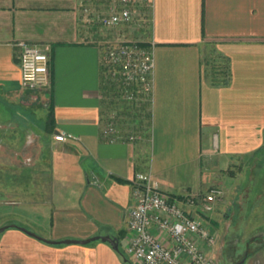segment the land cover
Listing matches in <instances>:
<instances>
[{
  "label": "crops",
  "instance_id": "0c3cea01",
  "mask_svg": "<svg viewBox=\"0 0 264 264\" xmlns=\"http://www.w3.org/2000/svg\"><path fill=\"white\" fill-rule=\"evenodd\" d=\"M84 5L0 0V135L29 132L18 152L0 136V151L41 181L34 200L13 191L29 213L2 223L0 264H127L119 245L136 174H150L169 199L198 198L231 186L228 172L254 168L264 153V0H149L146 35L134 40L151 47L149 123L141 138L127 141L130 128L116 142L104 134V41ZM21 41L50 48L44 90L21 87ZM12 109L20 125L7 116ZM58 133L71 138L57 142ZM11 226L54 242L110 236L118 251L99 240L50 245ZM254 259L242 263L264 264V249Z\"/></svg>",
  "mask_w": 264,
  "mask_h": 264
},
{
  "label": "built area",
  "instance_id": "2783aa9c",
  "mask_svg": "<svg viewBox=\"0 0 264 264\" xmlns=\"http://www.w3.org/2000/svg\"><path fill=\"white\" fill-rule=\"evenodd\" d=\"M103 12L84 8L86 22L97 24L104 30L126 26L131 8L143 0H108ZM20 51L21 87L41 91L50 84V48L18 42ZM106 79L120 88L118 99L134 103L138 98L149 100L150 73L153 67L151 47L137 42H103ZM112 116L105 125L104 134L110 142L123 139ZM70 135H54L57 142H65ZM125 139V138H124ZM132 141V136L126 137ZM219 187H210L203 196H183L169 199L163 194L150 174H136L132 180V206L127 212L124 254L132 264H214L209 254L215 245L200 217L212 212L214 204L222 198Z\"/></svg>",
  "mask_w": 264,
  "mask_h": 264
},
{
  "label": "rangeland",
  "instance_id": "374dc122",
  "mask_svg": "<svg viewBox=\"0 0 264 264\" xmlns=\"http://www.w3.org/2000/svg\"><path fill=\"white\" fill-rule=\"evenodd\" d=\"M108 2V0H85L84 8H89L92 12H103ZM130 10L131 18L129 23L116 30H104L97 24L89 25L94 26L98 30L99 37L104 42L115 43L128 41L129 39L133 41L140 39L146 35L148 13L141 3H138ZM145 102L142 97L134 101L137 104L138 112L136 114L139 121L142 117L139 107ZM35 113L39 114V112ZM32 114L29 111L25 115L26 117H31ZM43 114H46V110H43ZM16 115L15 109L7 113L8 117H14L13 123L15 125H20L18 118L15 117ZM122 120L123 118L121 117H113V121L120 132V127L125 128ZM136 124L127 123V126L130 125L134 129L131 135L133 140L139 139L144 135L145 121L141 120L139 123V125H142L141 128L136 127L135 129L134 125ZM123 131L127 132L126 129H123ZM28 133L26 130H20L16 131L15 137L0 136L4 143L10 144V148L17 151L20 146L29 141L27 138ZM31 149L27 148L22 152L23 162L28 163ZM45 151L42 149L41 160L47 162L48 157L46 155H48V152L47 150ZM1 152V161L3 162L0 161V229L2 223L9 220L14 223L15 221L12 220L14 215L29 213L28 204L19 205L13 203L15 201L13 200V191L19 192L22 197L28 200H34L36 198L34 195L36 184L41 182L34 179L35 173L28 166L23 167L12 165V163H4V161L10 160L9 157L12 156ZM42 177L44 178V176ZM228 177L232 180L231 186L227 187L225 184L214 186L222 190V198L214 204L212 212L204 217L202 216L204 223L210 228H208L210 233L215 237L214 250L209 254L214 264H246L242 263L245 260V262H254V257L258 251L264 249V153L259 157V165L247 170L234 169L228 172ZM24 227L28 229V226ZM122 245L123 242L120 240L119 250L128 264L130 260L123 253ZM219 246H221L220 256L217 258L215 251Z\"/></svg>",
  "mask_w": 264,
  "mask_h": 264
},
{
  "label": "trees",
  "instance_id": "16d2710c",
  "mask_svg": "<svg viewBox=\"0 0 264 264\" xmlns=\"http://www.w3.org/2000/svg\"><path fill=\"white\" fill-rule=\"evenodd\" d=\"M142 6L146 9V12L148 13L149 11V0H143L142 2ZM139 46L144 47L146 46L144 43H137ZM222 70H225V67L222 68ZM102 72H104L102 79H103V84H104V90H105V94L108 96L109 101H108V106H107V118H106V122L110 121L111 117L114 116L116 117H121L123 118V125H125V128L120 127L121 130L123 129H130V125L127 126V123H132V124H136L134 125L135 129L137 128H141L142 125H139V123L141 122V120L145 121V129L143 131L146 130V127L148 126L149 123V118H150V113H149V101L148 99H145V103L141 104V106L139 107V111L142 113V117L141 120L139 121L137 119V112H138V108H137V104L136 103H124L120 100H116L119 97L120 94V88H118V86L112 82H110L109 80L106 79V68L104 67ZM223 74H225V71L223 72ZM226 76V75H225ZM224 82V80L222 81V83ZM132 112V113H131ZM52 110H49V120H52ZM138 120V121H137ZM137 121V122H136ZM130 127V128H129ZM133 129V128H131ZM134 130V129H133ZM125 135H127V132H125Z\"/></svg>",
  "mask_w": 264,
  "mask_h": 264
},
{
  "label": "water",
  "instance_id": "95a60500",
  "mask_svg": "<svg viewBox=\"0 0 264 264\" xmlns=\"http://www.w3.org/2000/svg\"><path fill=\"white\" fill-rule=\"evenodd\" d=\"M11 227H16L18 228L20 231H22L23 233H25L26 235L36 239V240H39V241H42L44 243H47V244H50V245H59V244H77V245H86V244H89L91 242H94V241H101L103 243H108L113 250L115 251H118V240L116 238H112L110 236H103V237H93V238H90V239H87V240H83V241H74V240H64V241H61V242H54V241H48V240H45L41 237H39L38 235L24 229V228H20V227H17V226H11ZM7 227H2L0 229V233L3 232Z\"/></svg>",
  "mask_w": 264,
  "mask_h": 264
},
{
  "label": "flooded vegetation",
  "instance_id": "af4514ba",
  "mask_svg": "<svg viewBox=\"0 0 264 264\" xmlns=\"http://www.w3.org/2000/svg\"><path fill=\"white\" fill-rule=\"evenodd\" d=\"M220 247L221 246H219V248L216 249V256H217V258H219V256H220ZM243 257H244V255L242 256V259H243Z\"/></svg>",
  "mask_w": 264,
  "mask_h": 264
}]
</instances>
